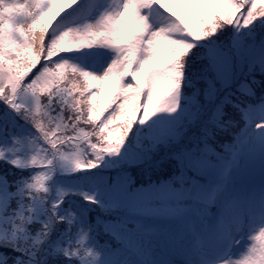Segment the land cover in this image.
Instances as JSON below:
<instances>
[{"label":"snow or ice","instance_id":"6c2138e0","mask_svg":"<svg viewBox=\"0 0 264 264\" xmlns=\"http://www.w3.org/2000/svg\"><path fill=\"white\" fill-rule=\"evenodd\" d=\"M0 264H264V0H0Z\"/></svg>","mask_w":264,"mask_h":264},{"label":"rangeland","instance_id":"374dc122","mask_svg":"<svg viewBox=\"0 0 264 264\" xmlns=\"http://www.w3.org/2000/svg\"><path fill=\"white\" fill-rule=\"evenodd\" d=\"M75 187H80V185H75ZM85 187H87V186L85 185Z\"/></svg>","mask_w":264,"mask_h":264},{"label":"trees","instance_id":"16d2710c","mask_svg":"<svg viewBox=\"0 0 264 264\" xmlns=\"http://www.w3.org/2000/svg\"><path fill=\"white\" fill-rule=\"evenodd\" d=\"M93 171H95V170H93Z\"/></svg>","mask_w":264,"mask_h":264}]
</instances>
